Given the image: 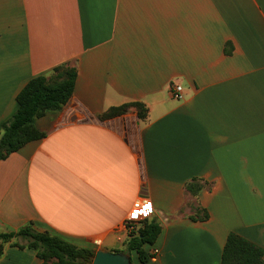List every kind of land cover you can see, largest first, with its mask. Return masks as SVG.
<instances>
[{"label": "crops", "instance_id": "crops-1", "mask_svg": "<svg viewBox=\"0 0 264 264\" xmlns=\"http://www.w3.org/2000/svg\"><path fill=\"white\" fill-rule=\"evenodd\" d=\"M64 65L71 100L0 160V233L32 225L124 252L147 199L158 255L132 251L133 264H220L230 232L264 249V0H0V137L25 84ZM133 102L144 119L135 107L100 119ZM199 208L207 220L191 219ZM16 242L0 264L41 263Z\"/></svg>", "mask_w": 264, "mask_h": 264}, {"label": "trees", "instance_id": "trees-1", "mask_svg": "<svg viewBox=\"0 0 264 264\" xmlns=\"http://www.w3.org/2000/svg\"><path fill=\"white\" fill-rule=\"evenodd\" d=\"M76 79V67L64 65L56 67L49 76L38 75L25 84L16 98V112L2 125L0 160L17 152L29 142L46 136L36 127L35 120L49 111L61 110L73 96ZM131 107L137 109L139 118L144 119L147 116L146 106L133 102L109 109L100 115V119L120 116ZM205 185L206 183L195 179L188 183L187 189L192 195H198ZM208 218L209 213L204 208H199L191 216L194 221H205ZM161 230L162 226L155 218L138 221L129 232L123 251L128 254L135 251L140 262H147L151 254L146 251L145 246L155 244ZM12 239H16V244L21 248L35 250L41 260L40 264H91L96 253L94 249L79 247L48 232L38 231L32 225H26L17 232L0 233V253L4 244ZM220 264H264V249L247 238L230 232Z\"/></svg>", "mask_w": 264, "mask_h": 264}, {"label": "built area", "instance_id": "built-area-1", "mask_svg": "<svg viewBox=\"0 0 264 264\" xmlns=\"http://www.w3.org/2000/svg\"><path fill=\"white\" fill-rule=\"evenodd\" d=\"M171 92L172 94L179 99L183 98V88L178 83H172L171 84ZM149 202L147 199H139L134 203L133 211L128 215L127 220L125 221V226L130 232L134 229L135 224H137L138 221H141L148 217L149 215ZM151 257L150 259H154L158 255V250L154 249L150 252Z\"/></svg>", "mask_w": 264, "mask_h": 264}, {"label": "water", "instance_id": "water-1", "mask_svg": "<svg viewBox=\"0 0 264 264\" xmlns=\"http://www.w3.org/2000/svg\"><path fill=\"white\" fill-rule=\"evenodd\" d=\"M92 264H133L131 256L125 252L97 250Z\"/></svg>", "mask_w": 264, "mask_h": 264}, {"label": "rangeland", "instance_id": "rangeland-1", "mask_svg": "<svg viewBox=\"0 0 264 264\" xmlns=\"http://www.w3.org/2000/svg\"><path fill=\"white\" fill-rule=\"evenodd\" d=\"M70 67H72L71 65H69ZM124 113H122L121 115H123Z\"/></svg>", "mask_w": 264, "mask_h": 264}]
</instances>
